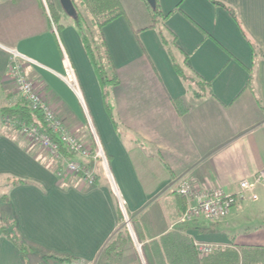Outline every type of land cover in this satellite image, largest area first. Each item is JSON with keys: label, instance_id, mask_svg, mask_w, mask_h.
I'll return each mask as SVG.
<instances>
[{"label": "crops", "instance_id": "crops-1", "mask_svg": "<svg viewBox=\"0 0 264 264\" xmlns=\"http://www.w3.org/2000/svg\"><path fill=\"white\" fill-rule=\"evenodd\" d=\"M217 1L236 17L213 0H158V15L146 0H121L124 15L103 28L120 80L109 95L117 127L75 25L55 32L48 0H0V111L24 100L9 74L10 49H16L34 61L27 63V72L58 115L95 150L84 108L62 78L65 47L141 244L176 230L217 245H264V179L237 201V210L233 206L217 222H184L182 200H190L169 192L174 183L187 179L195 189L222 187L237 193L242 179L252 180L264 169V0ZM176 66L209 82L212 94L197 96ZM179 97L190 106L184 114L174 104ZM57 168L43 147L5 126L0 116L5 217L15 221L22 240L35 248L26 260L0 234V264H70L42 260L43 253L82 261L72 264H148L131 235L119 254L100 255L121 224L103 168L97 165L92 185L77 174L62 179ZM13 178L26 182L14 185ZM238 210L260 220L254 226L260 238L239 237Z\"/></svg>", "mask_w": 264, "mask_h": 264}, {"label": "built area", "instance_id": "built-area-1", "mask_svg": "<svg viewBox=\"0 0 264 264\" xmlns=\"http://www.w3.org/2000/svg\"><path fill=\"white\" fill-rule=\"evenodd\" d=\"M54 30L57 32L55 27ZM62 51L66 73L63 78L75 92L85 109L95 140V150L91 146H88L78 135L69 131L45 95L29 79L25 71V64H32L34 61L17 50H11L9 74L18 88V92L27 101L29 107L42 114L44 123L27 122L10 116L4 117L3 123L8 127L20 129L30 140L42 145L60 163L57 175L61 178L67 173H73L79 175L87 184L92 185L98 177L96 167L97 165L101 166L104 174L111 182L112 191L117 197L122 214V223L125 222L130 235L141 250L142 244L137 239L133 223L128 215L126 198L116 181L105 148L94 127V121L89 112L87 100L76 69L71 64L65 47H62ZM263 179L264 169L260 170L252 180L247 178L242 179L240 181V191L237 193H230L222 187L195 189L187 179H181L169 188V192H175L190 200L182 215L184 222L197 218L216 222L228 215L237 201L243 198L246 192L252 191L256 184L260 183ZM251 196L257 198V194L255 193ZM194 242L201 254L209 253L221 246L201 241Z\"/></svg>", "mask_w": 264, "mask_h": 264}, {"label": "trees", "instance_id": "trees-1", "mask_svg": "<svg viewBox=\"0 0 264 264\" xmlns=\"http://www.w3.org/2000/svg\"><path fill=\"white\" fill-rule=\"evenodd\" d=\"M48 1H50V3L52 2L51 0ZM156 1V7H152L153 10L156 11H152L154 15L161 13L158 0ZM213 1L217 4L224 5L220 1ZM80 3L86 6L93 16L91 18V23L93 22L94 26L98 27V34H96L97 37L101 39V41H97L98 38L94 35V31H92V29L84 28V24L81 21V15L75 6L76 12L74 16L76 18V26L86 48L88 57L93 64V67L102 85L105 105L111 117L114 119V123L117 127H119L114 113L112 112L113 110L110 105L109 95L112 86L119 84L120 80L116 73V69L113 64L107 42L105 40L103 28L110 22L123 16L125 10L121 0H80ZM226 7L230 9L233 15L236 17L234 10L228 6ZM91 36L94 42L96 41L95 46L90 45ZM168 49L171 56H173L171 48ZM254 50L257 53L255 44ZM176 69L178 73L186 80L189 86L192 87L194 93L197 96L212 94L209 82L207 83L195 78L194 76L188 75L179 66H176ZM202 88L206 92H202ZM174 104L181 114H184L190 109V106H188L185 100L181 97L175 98ZM0 116L2 123L4 117L6 116H10L12 118H25L27 120L36 119L39 122H42V116L40 112L32 110L26 100H23L22 104L16 107H3L0 111ZM11 181L14 185L26 182L23 179L14 178ZM6 197L7 194H3L1 196L2 199ZM182 202L183 214L187 207V203L184 199ZM1 218L2 223L0 225V234L5 235L9 240L16 244L24 259L27 260L30 255H34L35 248L24 242L22 240V236L15 230V221L4 216H1ZM129 238L130 233L125 224L122 223L121 214L120 226L104 245L100 255L110 258L113 255L119 254V252L122 251L124 242H126ZM142 248L148 264H264V245H238L233 243L230 245H221L209 253L201 254L195 246L193 237L176 230L167 232L162 237H160L159 240L151 241L150 245L142 244ZM40 257L42 260L53 259L65 261L70 264H72L74 261H80L79 259L70 255H58L54 253H43Z\"/></svg>", "mask_w": 264, "mask_h": 264}, {"label": "rangeland", "instance_id": "rangeland-1", "mask_svg": "<svg viewBox=\"0 0 264 264\" xmlns=\"http://www.w3.org/2000/svg\"><path fill=\"white\" fill-rule=\"evenodd\" d=\"M52 2L50 3V1H48V3H49V8H50V11H51V16H52V18H53V23H54V27L58 30V28L59 29H61V27H63V26H65V25H68V24H71V23H73L74 25H75V27L77 28V26H76V18H75V16H73V15H70L69 13H67L66 12V10L61 6V4H60V2H59V0H55V1H53V0H51ZM146 2H147V4H148V7L150 8V11L152 12H156V11H154L153 10V8L150 6V4L148 3V1L146 0ZM75 6H76V8H77V10H78V12H79V14L81 15V21H82V23L84 24L83 26H84V28H86V29H92V31H94V35L97 37V32H98V27L97 26H94V24H93V22L91 23V18L93 17L92 15H91V13H90V11L88 10V8L86 7V6H84V5H82L81 3H80V1L79 0H75ZM54 14V15H53ZM59 14V15H58ZM158 16H156V18H157ZM87 26V27H86ZM97 33V34H96ZM93 34V33H92ZM93 35V36H94ZM98 39H97V41L98 42H100L101 41V39L99 38V37H97ZM95 44H96V41L94 42V40H93V38H92V36H91V40H90V45L92 46H95ZM10 50H16V49H10ZM20 53V52H19ZM12 54V53H11ZM68 56H69V59H70V62H71V64L73 65V67H74V69H76L75 68V66H74V62H73V60H72V58L70 57V55L68 54ZM33 63V62H32ZM26 65H27V63L25 64V68H26ZM63 65H64V63H63ZM26 73L28 74V77H29V79L30 80H32L33 81V83L35 84V86H36V88L40 91V92H42L44 95H45V97H46V99L48 100V98H47V95L45 94V92L43 91V89H41L38 85H37V83L33 80V78L29 75V73L27 72V68H26ZM77 72V71H76ZM65 67H64V72H63V74H62V78H63V76H65ZM78 75V74H77ZM189 75H193L192 73H189ZM79 78V77H78ZM12 79V78H11ZM63 80H64V78H63ZM13 81V80H12ZM65 81V80H64ZM13 84H14V82H13ZM67 84V83H66ZM68 85V84H67ZM14 86H15V84H14ZM69 86V85H68ZM70 87V86H69ZM15 88V90L18 92V88H17V86H15L14 87ZM71 88V87H70ZM72 89V88H71ZM84 91V90H83ZM74 92V91H73ZM19 93V92H18ZM75 93V92H74ZM20 94V93H19ZM77 96V95H76ZM75 96V97H76ZM85 98H86V96H85ZM24 99V98H23ZM77 99V98H76ZM79 99V98H78ZM25 100V99H24ZM48 102H49V100H48ZM50 103V102H49ZM81 103V102H80ZM52 105V104H51ZM53 107V106H52ZM54 108V107H53ZM84 108V107H83ZM84 111H85V109H84ZM55 112H56V114L58 115V113H57V111L55 110ZM89 112H90V110H89ZM86 113V112H85ZM41 114V113H40ZM90 114H91V112H90ZM41 116H42V114H41ZM59 116V115H58ZM60 117V116H59ZM93 117V116H92ZM61 118V117H60ZM19 119H22V120H25V121H27V122H37V123H40V124H43L44 123V121H43V117H42V122H39L38 120H27V119H25V118H19ZM62 119V118H61ZM93 119V121H94V117L92 118ZM62 121L64 122V120L62 119ZM65 123V122H64ZM4 124V123H3ZM5 125V124H4ZM65 125H66V123H65ZM6 126V125H5ZM8 127V126H7ZM66 127L69 129V127L66 125ZM94 127H95V129H96V132H97V134H98V136L100 137V135H99V132H98V130H97V128H96V126H95V123H94ZM15 129H17V130H19L20 132H21V130L20 129H18V128H16V127H14ZM69 131L71 132V133H73V134H75L74 132H72L70 129H69ZM22 133V132H21ZM23 134V136L31 143V144H38V145H40L39 143H36V142H34V141H32V140H30L24 133H22ZM77 135V134H76ZM100 140H101V138H100ZM101 142H102V140H101ZM103 144V143H102ZM41 147H43L42 145H40ZM104 146V145H103ZM44 148V147H43ZM45 149V148H44ZM46 150V149H45ZM46 152H47V150H46ZM48 153V152H47ZM49 154V153H48ZM50 155V154H49ZM51 156V155H50ZM52 158H54L53 156H51ZM55 159V158H54ZM57 164H58V167L60 166V163L59 162H57ZM57 170H58V168H57ZM71 174H73V173H71ZM64 178V177H63ZM62 178V179H63ZM116 178V177H115ZM1 190V189H0ZM117 198V197H116ZM245 203L247 204V203H249V201L248 200H246L245 201ZM8 206H7V204H6V202L5 201H3L2 200V198L0 197V213H1V215L2 216H6V213H8V208H7ZM234 209H236L237 210V207H235V205H234V207H233ZM120 209V208H119ZM237 213L236 214H238L239 212H240V210H238V211H236ZM128 215H129V217L131 218V221L133 220L132 219V217H131V215L129 214V212H128ZM12 216V215H11ZM228 217V216H227ZM12 218V217H11ZM236 218H238V222L236 223V225H237V230H240L239 232V237L240 238H244V237H247V236H249V237H259L260 238V236L259 235H255L254 233V226H256V224H258V222H260V220H258V218H256V217H254L253 215H251V213H250V211H243V212H240L239 213V215L236 217ZM223 220V219H222ZM209 221V220H208ZM220 221V220H219ZM217 222V221H216ZM132 223H134L133 221H132ZM123 224H125V222L123 223ZM215 224V223H214ZM125 226H126V224H125ZM134 226V225H133ZM127 228V227H126ZM134 228V227H133ZM245 229H248V230H251V232H250V234H244L243 233V231L245 230ZM134 230H135V228H134ZM212 244H214V243H212ZM86 264H95V263H90V262H87Z\"/></svg>", "mask_w": 264, "mask_h": 264}, {"label": "water", "instance_id": "water-1", "mask_svg": "<svg viewBox=\"0 0 264 264\" xmlns=\"http://www.w3.org/2000/svg\"><path fill=\"white\" fill-rule=\"evenodd\" d=\"M151 7H156V0H147ZM62 7L66 10L70 15H74L76 12L75 4L73 0H59Z\"/></svg>", "mask_w": 264, "mask_h": 264}]
</instances>
